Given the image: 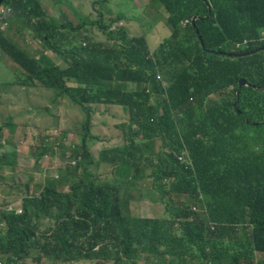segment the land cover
I'll return each mask as SVG.
<instances>
[{
	"label": "trees",
	"instance_id": "obj_1",
	"mask_svg": "<svg viewBox=\"0 0 264 264\" xmlns=\"http://www.w3.org/2000/svg\"><path fill=\"white\" fill-rule=\"evenodd\" d=\"M147 7L164 12L169 30L154 50L119 26L121 16L72 26L39 0L0 3L10 10L0 53L22 76L10 84L66 97L83 113L80 140L54 173L37 165L48 148L28 151L40 184L5 172L17 167V150L0 143V183L19 200L18 210L0 211V264H264V0ZM22 28L61 65L21 49L8 33ZM92 105L126 115L119 144L93 151ZM124 201L163 208L140 217Z\"/></svg>",
	"mask_w": 264,
	"mask_h": 264
},
{
	"label": "rangeland",
	"instance_id": "obj_2",
	"mask_svg": "<svg viewBox=\"0 0 264 264\" xmlns=\"http://www.w3.org/2000/svg\"><path fill=\"white\" fill-rule=\"evenodd\" d=\"M42 1L48 16L56 19L60 24L70 23L74 26L82 20L90 21L91 18L96 17V13L104 16L111 12L112 16H121L124 19L121 22V27H126L131 36H145L150 50H154L159 41L169 35L168 28L164 26L163 22H160V19L162 20L164 17L163 14L158 13L153 17L154 12L149 13L148 9L141 10L139 7L135 11L131 9L130 6L140 0ZM68 2L73 7L71 12L66 7ZM142 5L143 3L139 6ZM144 6L147 8V1ZM8 15L9 13H5L3 17ZM16 28L17 26L14 27V29ZM90 29L94 37L99 35L95 28L90 27ZM26 32L27 30L22 28L19 36L15 37L13 32L8 33V35L11 39L14 38L22 48H25L21 36H24ZM29 34L32 36L31 33ZM32 46L37 49L34 54L33 51L30 52L31 55L37 56L38 52H43L41 44L32 43ZM45 56H49L54 60L58 59L50 51ZM51 58L48 59L52 61ZM57 63L61 65L60 60ZM17 68V65L7 55L0 53V143L12 144L17 150V167L14 169L6 168L5 172L29 176L31 179L26 181L23 179V182L33 186L34 183H42L43 174L36 170L35 156L28 154V151H35L37 154L39 147L48 148V152L38 160L37 165L45 174L54 173L56 167L60 165L57 164L60 159L64 158L65 160L73 149L72 145L77 144L80 140L78 130L79 123L83 120V113L79 107L69 104L70 101L66 97H59L56 102L49 101L51 97L49 91L45 90L43 92L40 90L41 94L31 96L32 89L25 93L27 87H20L17 84L11 85L12 81L22 77L18 74L19 70ZM153 98L156 100L158 97L154 95ZM34 105H36L37 112H28L27 109L34 108ZM92 108L94 113L91 116L90 134L99 138L98 143L93 147V151L101 149V147L119 144L121 142L120 126L126 123V115L115 106L104 109L103 106L92 105ZM42 109L47 112H38ZM8 119L16 128H12L10 125L3 126ZM9 191L8 183H0V201L4 197L6 201H10V205H0V211L4 208L19 209V200L14 198L11 200L10 197L13 196V193L11 195ZM130 204H132L131 211L140 217H153L157 215L158 208H163L158 204L137 201H124L122 206L128 208ZM25 264L30 263L26 262Z\"/></svg>",
	"mask_w": 264,
	"mask_h": 264
},
{
	"label": "clouds",
	"instance_id": "obj_3",
	"mask_svg": "<svg viewBox=\"0 0 264 264\" xmlns=\"http://www.w3.org/2000/svg\"><path fill=\"white\" fill-rule=\"evenodd\" d=\"M40 2V1H39ZM41 2H42V5L44 6V2L41 0ZM40 2V3H41ZM5 13H10V10H9V8H2V9H0V18L1 17H3V15L5 14ZM0 22H1V20H0ZM119 24H120V26H121V22H119ZM5 27V24H1L0 23V28L1 29H3ZM27 32H29V31H27ZM26 32V33H27ZM26 33H25V35L23 36H21V38H22V41H23V46L25 47V48H22L17 42V45L21 48V49H24L27 53H29L30 54V52H32L33 51V54L35 53V51H36V49L37 48H35V47H33L32 46V43H36V44H39V42L38 41H36L35 39H33V37L32 36H30V34H28V36H26ZM30 33V32H29ZM21 34V32L20 33H18V34H15V37L16 36H19ZM31 35H32V33H31ZM29 44H31V46H29ZM83 45H84V43H83ZM34 49V50H33ZM51 52V51H50ZM42 53H44V55L45 54H47L48 53V51H46V50H44ZM40 53H38V55H39ZM38 55L37 56H35L36 58L38 57ZM32 56H34V55H32ZM48 58H51V57H49L48 56ZM52 59V58H51ZM54 62H57V60L55 59H52ZM150 204H152V203H150Z\"/></svg>",
	"mask_w": 264,
	"mask_h": 264
},
{
	"label": "crops",
	"instance_id": "obj_4",
	"mask_svg": "<svg viewBox=\"0 0 264 264\" xmlns=\"http://www.w3.org/2000/svg\"><path fill=\"white\" fill-rule=\"evenodd\" d=\"M39 1L41 2V0H39ZM146 1H147V4H148V2H149L150 0H140V1H137L134 5H132V6H130V7H131V9L134 10V11L136 10L137 7H139V9H141V10H147V9H148L147 11H149V13L152 12V11L154 12V14H152V13H151V14H152L153 17H155V15L158 14V13H155V10H156V9H154V8H150V7H147V8H146V6H144V4H146ZM141 3H143V5L140 7L139 5H140ZM41 4H42V2H41ZM137 11H138V10H137ZM159 11H161V12H160L161 14L164 13V12L162 13V10H160V9H159ZM108 15H111V12H108ZM163 15H165V14H163ZM164 17H165V16H164ZM161 22H162V21H161ZM28 34H29V32L26 33V36H28ZM129 34H130V33H129ZM130 35H131V34H130Z\"/></svg>",
	"mask_w": 264,
	"mask_h": 264
},
{
	"label": "water",
	"instance_id": "obj_5",
	"mask_svg": "<svg viewBox=\"0 0 264 264\" xmlns=\"http://www.w3.org/2000/svg\"><path fill=\"white\" fill-rule=\"evenodd\" d=\"M3 0H0V3L2 2ZM194 21L195 20H192V27L194 28ZM201 47L203 48V45L201 43ZM244 55H247V53H242V54H238L237 56L241 57V56H244ZM228 56H231V54H228ZM239 86H247V84L243 81V80H239L238 82ZM256 88V87H254ZM261 91H264V88H259Z\"/></svg>",
	"mask_w": 264,
	"mask_h": 264
}]
</instances>
